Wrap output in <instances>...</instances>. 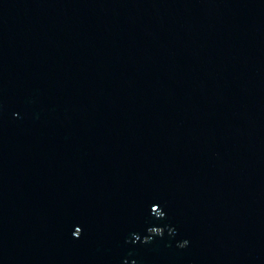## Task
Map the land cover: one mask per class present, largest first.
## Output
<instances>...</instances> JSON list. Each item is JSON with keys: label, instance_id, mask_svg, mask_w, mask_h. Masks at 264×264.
Wrapping results in <instances>:
<instances>
[{"label": "water", "instance_id": "1", "mask_svg": "<svg viewBox=\"0 0 264 264\" xmlns=\"http://www.w3.org/2000/svg\"><path fill=\"white\" fill-rule=\"evenodd\" d=\"M0 264H264V0H0Z\"/></svg>", "mask_w": 264, "mask_h": 264}]
</instances>
